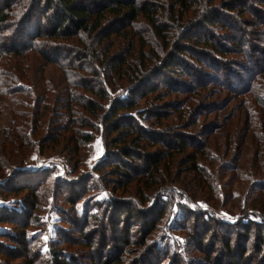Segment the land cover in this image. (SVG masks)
<instances>
[{"label":"trees","instance_id":"1","mask_svg":"<svg viewBox=\"0 0 264 264\" xmlns=\"http://www.w3.org/2000/svg\"><path fill=\"white\" fill-rule=\"evenodd\" d=\"M221 31L230 48L220 41ZM262 37L264 0H0V102L13 97L15 103L1 131L0 169L17 168L6 158L5 143L15 159L37 143L42 153L66 146L77 170L79 154L100 132L105 162L93 173L109 176L91 173L88 182L96 175L108 184L103 188L74 182L67 173L52 182V195L58 192V203L66 206L59 205L61 219L75 229L58 228L60 236L43 251L38 236L30 239L25 231L44 207L38 195L49 185V173L17 169L18 177L4 175L0 191L25 197L13 215L6 206L0 210V264H264V199L256 219L226 221L189 200L180 187L184 179L173 181L169 171L179 162L208 197L211 186L201 165L207 147L190 141L185 121L191 127L208 117L200 91L209 84L200 85L190 106L184 105L173 99L177 87L189 89L175 80L179 73L194 82L210 77L231 100L239 97L242 107L231 117L236 113L264 142ZM28 52L36 58L31 65L23 61ZM197 54L204 60L195 77L190 60ZM207 126L197 138L211 134ZM237 133L230 135L234 142ZM165 163L166 175L160 172ZM178 182V189L170 186ZM119 184L130 189L120 200L108 193L102 203L83 200ZM259 190L264 193L263 186ZM175 209L180 214L173 221ZM135 219L138 227L131 228ZM131 229L139 232L135 238ZM79 245L83 254L69 248Z\"/></svg>","mask_w":264,"mask_h":264},{"label":"rangeland","instance_id":"2","mask_svg":"<svg viewBox=\"0 0 264 264\" xmlns=\"http://www.w3.org/2000/svg\"><path fill=\"white\" fill-rule=\"evenodd\" d=\"M216 34L218 35V33ZM224 34L225 33L221 31L219 38L222 44L228 47L229 42L224 38ZM259 43L262 47L264 46V37L261 38ZM26 55L27 56L24 57L23 61H27V64L31 65L33 60H36V58L33 59L34 54L30 52L26 53ZM200 57L202 56L197 54L196 58H194L192 61L190 60L192 68L195 71V73H193L195 77H198V71L196 70V68H198V70L203 68L201 61L204 60V57ZM237 58H239L240 61L242 60V57ZM175 76V80L180 81L183 86L189 87V89H186L185 87H177L178 93H176V96H174L173 98L184 100V105H188L190 103L192 97L196 95L198 93V90L201 88L200 85H203L205 83L209 84L207 86H203V89L200 91L202 95L201 100H203V102L205 103V105H203V109L205 112H209L208 117L206 116V118H199V120L196 121L195 126L191 127H187L191 124V122L186 120L185 127L187 128V137L190 138L191 142L193 141V139L199 140V142H205V146L207 147L205 149L207 158H205L206 161L201 162V165L208 174L205 183L209 184V186L211 187L207 192L209 194L207 197L205 195L206 190H203V185L201 183H198L197 181L195 182L191 173L184 172V169H179V162L178 164L173 163V165L169 168V171H174L177 173H172V179H174L173 181L179 179V182H182L181 180L184 179L185 186H180L179 182L177 184H170V186L177 189L180 186L184 190V195L193 203H195V205H197L202 210L215 211L216 215L219 218H224L226 221L235 222L241 216H251V219H256L254 217L255 215L260 216L258 205L261 204V201L264 199V193H260L259 190L260 186L264 187V142L256 138V134L255 132L253 133L252 127H243L245 124L242 123L241 118H237L236 113L234 117H231L232 113L235 112L238 107H242L241 102H239V100L241 99H238V97L235 100H231L230 95L232 94L226 91L223 85H219L218 82L213 81V79L210 77L205 78L202 81H199V79L196 78V82H194L191 77L190 79H186L183 73L176 74ZM194 92L197 93L193 94ZM13 99V97H5V104H2L0 102V143L2 140L1 137L3 135L1 132L2 128L5 126L7 127L8 119L10 118V112L15 108ZM164 101H166L165 103H168L171 100L169 98H165L163 102ZM158 104H161V101L160 103H156L155 106H152V108H156L157 110L159 108H157ZM159 106L161 107V105ZM250 107L247 109L249 110ZM244 108V110H246V107ZM239 110H241V108ZM244 110L242 111L244 112ZM207 121L211 122L212 126H207V124L206 132H211V134L208 133L206 137L204 136L202 138H197L200 134H202L204 128H206L205 124ZM202 123L203 127L201 126ZM240 127H242V129L238 130ZM178 130L179 129L171 131V134L173 136H176L175 133ZM233 132L237 133V135L235 136V142L230 138V135ZM262 137L264 138V136ZM103 140L104 139H102V135L100 132H96L95 134H93L92 140L85 145L82 152L79 154L80 157H78V160H80V162L78 161V163L76 164L78 167L77 170L74 167L75 165L72 164V162H70V160H68L66 157V146H60L59 148L52 150L48 149L45 150V153H42L41 150H39L37 143H35L36 146L30 152H28L23 159H15L14 157H11L13 156L12 154L7 153V143L3 145V147L6 148V158L10 157L9 162L14 163L15 167H17L15 171L19 169L21 171H24L23 173H32L34 175H38L40 174V172L44 171L43 173L48 172L50 175V179L48 180L49 185L43 189L41 195H38L39 201H45L44 207H41V211L35 215L38 218L39 226H34L35 216L32 215V223L30 227L25 231V235L30 239L38 236V239L35 240L36 243L41 247V249H43V251H46L48 249V247L50 246L49 242L51 240H55L60 236V234H56V230L58 228L64 226V228L67 230L74 231L75 229L73 226L68 225L67 223L65 224L61 219L62 215L58 212L60 209L59 205H63L65 208L66 206L65 204L58 203V192L57 194L56 192H54V194L52 195V192L55 191L51 186L52 182L55 179L59 178L62 174L67 173L71 175L69 176V179L74 180V182H83L85 183V185H87V187L90 186V184H94L96 186L102 184L100 186L101 188L108 185L107 183H101L98 179H96L98 178V175L99 178L103 179L107 176L106 174L103 175L102 173H93V168H95V166H100L105 162V160L103 159L105 155V144ZM255 148H258L259 152H257V150L255 151ZM187 153H191V151L189 150L187 151ZM180 156L181 155L179 154L175 156L176 161L178 160V158H180ZM20 162L22 163V166L19 167ZM12 167L13 166L11 165H4L2 170L0 169V179L6 176H13L12 178L18 177L15 176L17 172L15 174V171L11 169ZM166 170L168 171L167 163L163 164L160 172H163V174L166 175L164 172ZM91 173L96 174L97 176L95 175V177H93L90 182H88ZM259 174L260 176H257ZM164 175L160 177L162 180L164 178ZM107 177L109 178V176ZM259 181H261V183H258ZM5 182L6 179L0 181V188L4 186L3 184ZM69 183H71V181H69ZM116 187L119 189L115 188V190L112 191V188L108 187V190H106L105 192L99 193L92 191V193L86 195L83 200H88L90 203H92L93 200H96L97 202L102 203V201L100 200L104 201L105 196H107L108 194L114 198H117L118 200L128 196V192L130 191V189L125 188V186L122 184L116 185ZM23 197L25 196H23L22 194L14 196L11 193H4L3 191H0V210L6 206L9 210H11L10 213H12L13 215V213H16V211L20 208V199H22ZM133 197L135 198L137 196ZM80 203L81 202H79L78 204ZM81 207H79V209H81ZM89 211L91 212V210ZM174 213L172 215L173 221L176 219L175 215L180 214L178 209H175ZM131 222L133 223V225H135L137 224V219ZM163 224L164 221L159 223V225L157 226L156 231L154 232L156 235L158 234V232L160 233L159 229L163 226ZM4 227L7 229L11 228L10 225L7 224H5ZM130 227L136 228L138 226L135 225L134 227ZM129 232L131 237L134 238L139 234L136 229H131ZM13 233L17 234L18 229H14ZM178 235L179 237L181 236L182 240L183 236L180 234ZM75 236L77 235L72 234L71 238H75ZM44 237H47V240H45ZM5 241L6 240L4 239V241L2 240L1 242ZM217 246L221 247L220 244H218ZM69 248H72V250L78 249L81 254L84 253V248H82V246L80 245L77 247L74 246ZM74 256L77 257L78 255ZM82 257L83 256L81 255L79 256V258ZM81 261L83 263H88L86 262V260ZM19 263L20 260H12L10 264Z\"/></svg>","mask_w":264,"mask_h":264},{"label":"snow or ice","instance_id":"3","mask_svg":"<svg viewBox=\"0 0 264 264\" xmlns=\"http://www.w3.org/2000/svg\"><path fill=\"white\" fill-rule=\"evenodd\" d=\"M45 240H47V237H44Z\"/></svg>","mask_w":264,"mask_h":264}]
</instances>
